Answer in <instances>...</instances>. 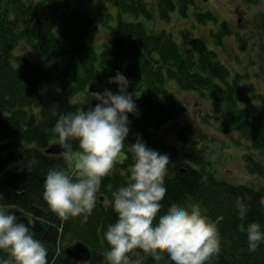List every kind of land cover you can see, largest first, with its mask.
<instances>
[{
    "label": "trees",
    "instance_id": "obj_1",
    "mask_svg": "<svg viewBox=\"0 0 264 264\" xmlns=\"http://www.w3.org/2000/svg\"><path fill=\"white\" fill-rule=\"evenodd\" d=\"M113 1L117 14L107 12L102 22L109 37L93 44L89 38L97 29L96 19L72 0H0V210L29 227L47 250V264H79L65 251V245L76 241L91 247L89 264H104L109 246L103 233L117 220L112 193L129 182L134 164L130 146L141 140L170 159L161 214L173 203L198 204L216 225L220 252L210 264H264V242L254 253L249 251L247 233L238 230L236 207L237 198H242L246 224L259 223L264 231L260 204L264 186L233 184L215 172L214 158L230 142L214 137L198 140L186 127L174 132L178 144L159 137L168 122L187 112L175 90L197 92L211 102L219 131L238 135L236 144L247 150L243 154L247 171L263 179L264 164L259 160L264 159V99L260 105L255 101L247 77L234 74L217 51L195 36V25L181 32L182 44L171 31L146 25L157 18L168 21L177 9L188 16L192 0L178 5L173 0H159L155 5L144 0ZM194 14L200 23L217 21L211 12ZM257 32H264V22ZM220 34L213 37L220 40ZM117 73L129 81L127 93L139 114L128 115L129 133L121 158L103 178L87 222H81L82 216L64 221L43 196L48 171L67 168L63 158L46 153L56 144L51 129L60 114L95 107L98 101L91 93L104 89L117 93L119 85L110 83ZM69 142L79 151L77 141ZM33 158L36 165L30 164ZM137 252L143 264H173L167 254L157 262L140 250L131 254L133 258ZM8 258L9 253L0 250V259Z\"/></svg>",
    "mask_w": 264,
    "mask_h": 264
},
{
    "label": "clouds",
    "instance_id": "obj_2",
    "mask_svg": "<svg viewBox=\"0 0 264 264\" xmlns=\"http://www.w3.org/2000/svg\"><path fill=\"white\" fill-rule=\"evenodd\" d=\"M110 83L119 85L117 93L109 89L91 93L98 101L95 107L60 114L51 129L52 142L58 143L59 156L67 162V168L48 171L43 196L51 211L64 221L82 216L81 222H87L103 178L113 170L124 149L129 133L128 115L139 114L127 93V78L117 73ZM73 140L78 142L79 151L73 150L69 142ZM130 151L134 164L129 169V182L112 193L117 220L103 233L109 246L103 255L109 264H143L139 252L135 258L131 255L135 250L151 255L157 262L167 254L173 264H210L220 252V236L200 206L173 203L161 214L169 156L147 147L141 140L131 145ZM37 163L35 158L30 161L31 165ZM260 204L264 206V197ZM236 207L238 230L247 233L248 249L254 253L264 242V231L259 223L246 224L247 207L242 198H237ZM0 250L9 253V258L0 259V264H47L44 245L34 238L28 226L3 210Z\"/></svg>",
    "mask_w": 264,
    "mask_h": 264
},
{
    "label": "rangeland",
    "instance_id": "obj_3",
    "mask_svg": "<svg viewBox=\"0 0 264 264\" xmlns=\"http://www.w3.org/2000/svg\"><path fill=\"white\" fill-rule=\"evenodd\" d=\"M34 2L35 0H29ZM74 5L81 8L89 16L94 17L97 23L96 31L90 36L89 42L100 44L109 36L102 22L106 19L107 12L116 15L118 10L113 0H72ZM155 5L159 0H144ZM188 16L183 17L180 12L171 13L168 21L160 20L150 22L147 26H155L156 31H171L177 42H183L181 32L187 28H194V35L201 37L211 48L217 51L219 59L228 66L234 74L244 75L254 89V99L260 105L264 99V70H260L264 64L259 54H263L261 43L264 37L257 32L259 25L264 22L263 3H245V0H192ZM178 5L182 0H173ZM106 7V10L104 9ZM211 12L217 18L216 22L206 19V22H198L194 13ZM128 19H133L128 16ZM213 33L220 34L221 39L213 37ZM245 40V41H243ZM256 43V44H255ZM25 49V50H24ZM27 56L36 59L33 54L21 47ZM261 64V65H260ZM180 100L187 106L185 115L168 122L159 132V137L166 141L178 144L175 131L187 128L193 137L198 140L204 137H214L229 141L230 145L214 159L216 174L220 178L233 184H253L264 186V178L252 176L246 169L243 154L246 148L236 144L238 135L221 133L218 129V120L212 117V104L208 99L201 97L197 92L175 90ZM264 109V102L261 104ZM249 153V152H248ZM251 155L258 159L255 152ZM121 158V154L118 158ZM259 160V159H258ZM264 164V159L259 160ZM73 244V243H71ZM65 245L67 248L69 245Z\"/></svg>",
    "mask_w": 264,
    "mask_h": 264
},
{
    "label": "water",
    "instance_id": "obj_4",
    "mask_svg": "<svg viewBox=\"0 0 264 264\" xmlns=\"http://www.w3.org/2000/svg\"><path fill=\"white\" fill-rule=\"evenodd\" d=\"M61 149L58 143L51 145L46 151L49 155L59 156ZM103 201V198L101 199ZM66 255L69 259L77 262H88L92 258V249L82 241H76L66 248Z\"/></svg>",
    "mask_w": 264,
    "mask_h": 264
},
{
    "label": "flooded vegetation",
    "instance_id": "obj_5",
    "mask_svg": "<svg viewBox=\"0 0 264 264\" xmlns=\"http://www.w3.org/2000/svg\"><path fill=\"white\" fill-rule=\"evenodd\" d=\"M263 1L264 0H245V3H263ZM260 35H261L260 37H262V36L264 37V32H261ZM263 44L264 43H261L260 44L262 51H263ZM259 56H260V59H261V64H262V62L264 63V51H263V54L262 55L259 54ZM260 70H264V64L261 66V69ZM73 243H75V242H73ZM75 262H77V261H75ZM77 263H79V264H89V263H91V259L88 262H77ZM103 263L104 264H109L106 258L103 260Z\"/></svg>",
    "mask_w": 264,
    "mask_h": 264
}]
</instances>
